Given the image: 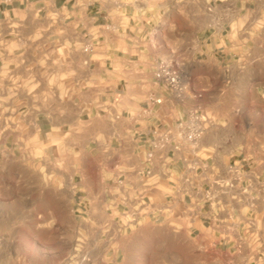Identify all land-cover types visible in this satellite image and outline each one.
Here are the masks:
<instances>
[{"label":"crops","instance_id":"obj_1","mask_svg":"<svg viewBox=\"0 0 264 264\" xmlns=\"http://www.w3.org/2000/svg\"><path fill=\"white\" fill-rule=\"evenodd\" d=\"M209 8L184 55L183 32L131 0H0V248L15 250L0 264H37L18 218L39 232L57 201L94 250L70 264H264V0ZM160 59L181 66V100ZM195 108L208 129L185 159L153 150Z\"/></svg>","mask_w":264,"mask_h":264},{"label":"rangeland","instance_id":"obj_2","mask_svg":"<svg viewBox=\"0 0 264 264\" xmlns=\"http://www.w3.org/2000/svg\"><path fill=\"white\" fill-rule=\"evenodd\" d=\"M135 6L144 8L150 14L155 16L156 23L159 24V32H174V28L180 29L185 38L182 45V53L186 55L194 47L192 38V19H196L199 24L205 25L207 18L211 15L208 11L209 4H220L226 0H131ZM195 21V22H196ZM189 39H186V37ZM191 36V38H190ZM7 92L12 95L15 93V83L12 80ZM27 148L21 160H30L32 155L30 153V146L26 143ZM42 153H39V155ZM39 156L38 159H41ZM44 157V155H43ZM29 182L25 179L18 180V189L26 187ZM5 184L0 183V193ZM1 204L4 202H0ZM67 204L65 201H57L55 215L48 218H38L39 227L41 231L32 232L30 228H35V218L23 216L18 218L22 225V232L19 234L23 244V258L28 263L37 264H70L69 260L73 257H82L88 253L94 252L92 249H85L79 245L78 233H67L64 228L72 224L71 218L67 216ZM23 209L30 207V202L21 203ZM5 218L0 217V220ZM45 224V225H43ZM45 226V227H43ZM46 228V229H41ZM48 228V229H47ZM42 230H45L44 232ZM94 237V234H88V239ZM4 240L0 233V241ZM15 250L8 248H0V254L4 257H10ZM63 264V263H62Z\"/></svg>","mask_w":264,"mask_h":264},{"label":"built area","instance_id":"obj_3","mask_svg":"<svg viewBox=\"0 0 264 264\" xmlns=\"http://www.w3.org/2000/svg\"><path fill=\"white\" fill-rule=\"evenodd\" d=\"M211 11V8H209ZM90 46L85 48V52H91ZM155 79L157 82L165 84L173 97L181 100L185 86L182 84V68L178 63L172 60L160 59L156 62ZM227 83L229 78H227ZM150 105L162 104L161 98H155L152 96ZM150 110L149 108H147ZM207 117L200 110L195 108L189 111L185 120H180L172 126L165 128L163 131H154V140L152 142V148H163L168 141L173 142L174 151L181 154L185 159L184 151L187 147L194 146L205 134L208 129ZM149 158L153 157V152L148 154Z\"/></svg>","mask_w":264,"mask_h":264}]
</instances>
